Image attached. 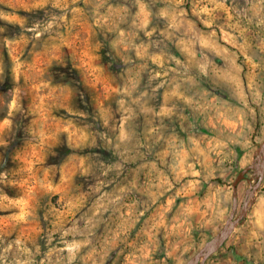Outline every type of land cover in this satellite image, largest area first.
Wrapping results in <instances>:
<instances>
[{
  "label": "rangeland",
  "instance_id": "374dc122",
  "mask_svg": "<svg viewBox=\"0 0 264 264\" xmlns=\"http://www.w3.org/2000/svg\"><path fill=\"white\" fill-rule=\"evenodd\" d=\"M189 126L211 161L198 194L224 182L228 205L178 232L192 244L172 264L226 223L241 169L236 216L264 173V0H0V264H117V208ZM260 194L204 264H264V224H242ZM162 250L126 245L121 263L171 264Z\"/></svg>",
  "mask_w": 264,
  "mask_h": 264
},
{
  "label": "crops",
  "instance_id": "0c3cea01",
  "mask_svg": "<svg viewBox=\"0 0 264 264\" xmlns=\"http://www.w3.org/2000/svg\"><path fill=\"white\" fill-rule=\"evenodd\" d=\"M208 116L214 115L208 114ZM195 118L200 117L195 116ZM232 120L233 118L227 117V121ZM227 126L230 125L227 124ZM187 129L189 136H187L186 144L183 142L180 148L174 146L165 148V151L172 156L179 154V157L157 159L154 164L155 169L148 177V183L146 185L139 183L134 191L133 200L128 203L123 201V205L117 208V224L110 223L109 229H117V235H112L105 243L119 248L118 251L116 250V255H114V248V252L109 254L114 257L113 261L117 264L124 263L121 261H124L126 255V245L138 246L141 249L142 246L161 244L165 246V250L159 252L160 260L171 264L181 261V256L185 254V250L192 242L184 243L183 238L176 240L175 237L179 236L178 232L181 231V234L184 232L187 235L189 232L206 231V227H210L213 222L220 219L224 206L228 205L224 182L209 185L203 191V196H199L197 187L200 184L197 182L203 180L204 176L199 177L197 167L203 165L205 168L211 161L206 158L208 149L201 144V136L192 135L198 133L200 128L189 126ZM262 186H264V177L260 184V187ZM258 196L260 199L253 201L254 204L250 207L248 205L247 216L242 222L246 225H250L251 222L252 230L256 234L260 233L258 227L264 224V195ZM200 204H202L201 210H199ZM126 220H129L130 230L133 228L132 239L126 237ZM194 222L195 226H193ZM161 224L165 225L163 229ZM235 230L236 228L229 237L233 236ZM243 240L246 244H257L253 238ZM180 245L184 248L174 251L173 247Z\"/></svg>",
  "mask_w": 264,
  "mask_h": 264
},
{
  "label": "water",
  "instance_id": "95a60500",
  "mask_svg": "<svg viewBox=\"0 0 264 264\" xmlns=\"http://www.w3.org/2000/svg\"><path fill=\"white\" fill-rule=\"evenodd\" d=\"M260 148H261L262 155H263L262 166L264 167V145H261ZM255 166L256 165H254V164H249L240 170L239 174L236 176V178L234 179V181L232 183L233 206H232L230 216L228 217L226 223L223 225V227L220 229V231L215 236H213L212 238L207 240L206 243L187 262V264H204L205 260L211 255L213 250L221 247L224 244V242L227 240V238L232 234L235 226L241 220V217L245 213L247 198H248L249 193L256 190L257 188H259V186L263 180L264 173H262L260 175L259 179L251 185V189H249L248 193L246 194V197L243 199L241 211L236 216V209L238 207L237 206V199H238L237 184L240 180H242L244 178L245 173L248 172L249 169H251Z\"/></svg>",
  "mask_w": 264,
  "mask_h": 264
}]
</instances>
